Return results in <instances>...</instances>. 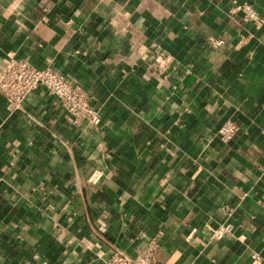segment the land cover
Masks as SVG:
<instances>
[{
  "label": "crops",
  "instance_id": "1",
  "mask_svg": "<svg viewBox=\"0 0 264 264\" xmlns=\"http://www.w3.org/2000/svg\"><path fill=\"white\" fill-rule=\"evenodd\" d=\"M236 1L264 17V0H0V69L8 53L53 66L101 116L0 96V264L153 242L155 264H264V26L232 19Z\"/></svg>",
  "mask_w": 264,
  "mask_h": 264
},
{
  "label": "built area",
  "instance_id": "2",
  "mask_svg": "<svg viewBox=\"0 0 264 264\" xmlns=\"http://www.w3.org/2000/svg\"><path fill=\"white\" fill-rule=\"evenodd\" d=\"M232 19L240 23H252L256 27L264 26V17L259 14L253 4L236 1L229 11ZM241 37V43L246 41ZM218 41L217 43H222ZM42 89L55 97L59 104L77 126L98 128L101 116L90 102L85 90L74 80L53 66H39L26 57L8 53L0 69V96L9 107H18L35 91ZM240 125L234 120H227L219 129L218 135L223 142H229L237 135ZM226 213L233 214V206H223ZM231 223L221 224L214 228L213 237L221 238L233 230ZM157 243L143 250L138 258L131 257L125 250L115 248L102 264H155L154 252ZM253 264H260L262 258L254 254Z\"/></svg>",
  "mask_w": 264,
  "mask_h": 264
}]
</instances>
